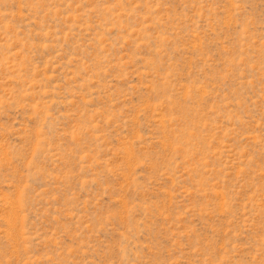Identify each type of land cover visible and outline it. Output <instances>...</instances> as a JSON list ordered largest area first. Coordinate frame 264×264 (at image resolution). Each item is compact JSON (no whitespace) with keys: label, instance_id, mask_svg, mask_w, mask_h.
<instances>
[{"label":"rangeland","instance_id":"rangeland-1","mask_svg":"<svg viewBox=\"0 0 264 264\" xmlns=\"http://www.w3.org/2000/svg\"><path fill=\"white\" fill-rule=\"evenodd\" d=\"M0 264H264V0H0Z\"/></svg>","mask_w":264,"mask_h":264}]
</instances>
